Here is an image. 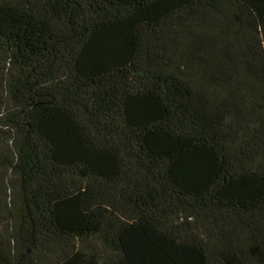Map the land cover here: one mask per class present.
Wrapping results in <instances>:
<instances>
[{
  "label": "trees",
  "instance_id": "1",
  "mask_svg": "<svg viewBox=\"0 0 264 264\" xmlns=\"http://www.w3.org/2000/svg\"><path fill=\"white\" fill-rule=\"evenodd\" d=\"M0 136V264H264V0H0Z\"/></svg>",
  "mask_w": 264,
  "mask_h": 264
},
{
  "label": "rangeland",
  "instance_id": "2",
  "mask_svg": "<svg viewBox=\"0 0 264 264\" xmlns=\"http://www.w3.org/2000/svg\"><path fill=\"white\" fill-rule=\"evenodd\" d=\"M6 145H7V143L0 136V147H6ZM0 173H1L0 174V184H4V183H2L5 181L3 178H5L8 175V173L6 171H2ZM5 185H6V183H5ZM6 197H8V198H6ZM10 198L12 200L15 198L14 192L11 191V192L7 193L6 191H4L0 188V205L1 204L5 205V200H6L7 204L13 205V203H11L12 200H10ZM9 219H10V216L8 215V212L6 210H4L3 208H1V206H0V224H7V221Z\"/></svg>",
  "mask_w": 264,
  "mask_h": 264
},
{
  "label": "clouds",
  "instance_id": "3",
  "mask_svg": "<svg viewBox=\"0 0 264 264\" xmlns=\"http://www.w3.org/2000/svg\"><path fill=\"white\" fill-rule=\"evenodd\" d=\"M228 121L226 120V123H227Z\"/></svg>",
  "mask_w": 264,
  "mask_h": 264
}]
</instances>
